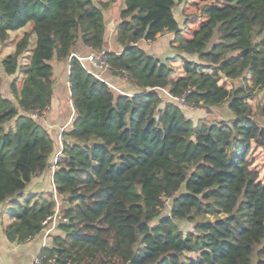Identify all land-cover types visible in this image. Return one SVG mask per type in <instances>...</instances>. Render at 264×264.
<instances>
[{
  "label": "trees",
  "instance_id": "16d2710c",
  "mask_svg": "<svg viewBox=\"0 0 264 264\" xmlns=\"http://www.w3.org/2000/svg\"><path fill=\"white\" fill-rule=\"evenodd\" d=\"M180 4L185 19L199 20L188 37L174 16ZM106 7L93 0H0V42L25 29L1 61L6 76L20 75L21 86L13 78L10 97L0 94V203L19 197L49 167L54 141L27 113L49 107L52 62L69 60L75 117L52 179L68 222L41 250L46 260L264 264V180L250 158L253 148H264V128L246 104L253 89L264 88V0H125L114 36L122 50L108 52L106 61L113 75H127L131 96L69 59L78 42L104 49ZM165 33L174 34L181 58L177 79L169 58L138 46ZM223 78L246 85L228 90ZM159 89L173 97L189 90L186 102L195 107L226 104L233 118L195 128L178 105L160 107ZM30 199L4 231L10 242L37 235L55 211L50 195ZM181 222L194 232L184 235Z\"/></svg>",
  "mask_w": 264,
  "mask_h": 264
},
{
  "label": "crops",
  "instance_id": "0c3cea01",
  "mask_svg": "<svg viewBox=\"0 0 264 264\" xmlns=\"http://www.w3.org/2000/svg\"><path fill=\"white\" fill-rule=\"evenodd\" d=\"M119 21L120 18L118 21H115V23H112L113 25H111L112 26L111 30L113 34V43L115 47V51H113V53L116 54H119L122 50V47L118 45L114 40L115 29ZM106 37L107 36L105 33L104 50H106L107 52H111L110 51L112 50L111 48L112 46H110L111 42L107 43ZM92 52L93 51L90 50L89 48L84 47L81 44V42H78L72 54H77L79 56H87ZM68 62L69 60L68 61L55 60L52 62V68H53L52 99L49 107L47 108V115L45 120L39 122V124L47 131L48 135L54 141L53 153L51 156L52 158L49 166L52 165L54 156L58 152H61L64 142L62 135L65 132L71 131L72 123L75 117V111L73 109L70 98V90H69V82H68V71H69ZM104 76L114 86L121 88L127 94L128 91L134 90V86L131 83L125 84L128 85V87L122 84L121 82L122 78L120 76H116L113 74H106ZM5 97L8 98V96ZM61 130H63L62 134H60ZM59 136L62 137L61 144L58 142ZM46 195L48 196L50 195L54 203L57 197H60L56 194V190L52 182V176L50 174L49 167L46 170H44L42 173L37 174L31 180V182L28 184L26 189L19 197L14 199H8L4 203H0V264H32L34 258L42 250L43 241H45L46 243L45 248H51L53 246V241H52L53 237L61 235V232L58 229H55L50 233V235L46 239H44L43 233H41L40 231L37 235L22 243L10 242L5 236L4 233L5 229L15 221L14 214L24 205V201L27 200V197L28 196L31 197L30 202L32 204L33 202L40 203L41 202L40 200ZM55 209H56V203H55Z\"/></svg>",
  "mask_w": 264,
  "mask_h": 264
},
{
  "label": "rangeland",
  "instance_id": "374dc122",
  "mask_svg": "<svg viewBox=\"0 0 264 264\" xmlns=\"http://www.w3.org/2000/svg\"><path fill=\"white\" fill-rule=\"evenodd\" d=\"M96 5L100 4H107V7L104 10V17H105V26L107 27L106 29V38H107V43L111 42L110 46H112V50H110L112 53L115 51L114 43H113V34L111 30V25L112 23H115V21L119 20V14L120 12L124 9V1L125 0H93ZM182 4L176 6L174 9V16L175 19L178 22L179 28L182 31L183 37H188L190 34L191 30L196 27L198 24L199 20L193 19L192 21H189L185 19V17L182 16ZM25 29L19 30L16 32L9 33V36L7 40L2 43L0 42V94L4 96H9V85L12 82L13 78H16V84L17 86H21V77L20 75H14V76H6L1 68V61L4 60L7 56L12 54L15 49V44L16 42L22 37ZM168 34V35H166ZM174 40V34L172 33H165L157 41L153 43H147V42H140L139 47L142 48L147 54L152 55L153 57L159 58L160 60H166L169 58V64L173 68V73L172 77L174 79L179 78L182 75V62L181 58L177 56V53L175 50H173L172 46L176 45L173 44ZM259 41V39H258ZM257 41V42H258ZM34 38L32 39L31 45H33ZM106 43V44H107ZM31 47V46H30ZM168 47V48H167ZM186 58L191 59L192 57L184 55ZM194 61H196V57L192 58ZM61 73V72H59ZM58 73V74H59ZM57 74V75H58ZM61 75V74H60ZM123 77L125 76L126 79L128 78L127 75H122ZM248 80L250 77H247ZM122 84H130L128 79L125 81L124 79H121ZM222 86L224 85L225 88L230 90L231 88H236L239 86H244L245 83L239 80H225L224 78L222 79V82L220 83ZM246 85V84H245ZM248 86L251 87L250 81L247 83ZM128 87V85H125ZM116 87V86H115ZM119 92L124 93L121 88H118ZM130 88V87H129ZM133 88V87H132ZM116 92V91H115ZM119 92H116L120 94ZM133 91L130 90L128 91L129 93H132ZM122 95V94H121ZM162 103L160 107L165 106L167 103H171L175 105L176 103L170 101V99L162 93ZM264 102V88L263 89H253L251 97L247 100L246 104L252 109L253 111V119L261 126L264 128V117L259 115V107ZM178 105V108L181 110V112L184 114V116L189 119L192 123V125L196 127H200L201 124H211V123H217L220 121H228L233 118L232 114L230 111L227 109V105L224 104L222 106L218 107H207V106H201V107H195V106H187L184 107L182 105ZM253 156V161H254V166L259 174V178L264 180V148H253L250 158ZM57 204L59 206V209L63 211L62 208V198L57 197ZM170 200L166 202L165 208L162 210L161 214L165 215L168 210H169V204ZM180 230L182 233L185 235L189 232H194L193 230V225L188 224L185 222L178 223ZM187 257H194L193 254H187Z\"/></svg>",
  "mask_w": 264,
  "mask_h": 264
},
{
  "label": "built area",
  "instance_id": "2783aa9c",
  "mask_svg": "<svg viewBox=\"0 0 264 264\" xmlns=\"http://www.w3.org/2000/svg\"><path fill=\"white\" fill-rule=\"evenodd\" d=\"M108 52L106 50H100V51H93L92 53H90L87 56H79L77 54H71L70 58H74L76 59L80 65L82 66V68L89 73L91 76H93L94 78H96L97 80H99L100 82L106 84L109 88H111L113 91L119 92L118 89L110 82L108 81V79H106V77L104 75L106 74H112L114 69L111 68V66L107 63L106 61V54ZM126 75V74H123ZM122 79H124L125 81L127 80L126 77L124 76H120ZM150 89H147L144 93L148 92ZM162 93H164L169 99L170 101L182 105L184 107L187 106H192L189 105L186 102V97L189 94V90L184 92L181 96L179 97H173L171 96L167 91L163 90V89H159ZM122 95H126V96H131L130 94L127 93H122L119 92ZM47 115V109L41 112L38 111H30L27 113V116L29 118H31L32 120H35L37 122L40 121H44ZM62 131H60V134H62ZM58 142L61 144L62 142V137L59 136L58 137ZM61 152H58L53 159V163L51 166H49V171L50 174L52 176L53 179V175L55 170L57 169L56 167V162L57 159L59 157ZM56 203V209L54 211V213L47 217L43 222H42V230L41 233H43V238L46 239L50 233L52 231H54L55 229H57V226L59 224H67L68 219L66 218V216L64 215V212L62 210L59 209V206L57 204V200L55 201ZM46 243L45 241H43L42 243V249L45 248ZM44 261H46L47 264H54L55 260L54 259H47L45 258V256H43L41 254V252L34 258L32 264H42Z\"/></svg>",
  "mask_w": 264,
  "mask_h": 264
}]
</instances>
